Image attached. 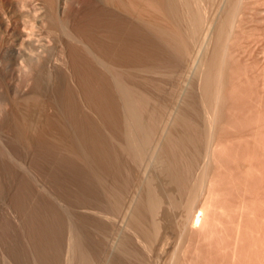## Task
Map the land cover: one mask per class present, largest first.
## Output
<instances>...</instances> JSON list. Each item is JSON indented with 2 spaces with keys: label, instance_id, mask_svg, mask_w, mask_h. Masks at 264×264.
Wrapping results in <instances>:
<instances>
[{
  "label": "bare ground",
  "instance_id": "obj_1",
  "mask_svg": "<svg viewBox=\"0 0 264 264\" xmlns=\"http://www.w3.org/2000/svg\"><path fill=\"white\" fill-rule=\"evenodd\" d=\"M194 1H195V6H191L189 0H0V264H34V263L47 264V262H50L48 264H52L56 261L54 260V256L58 257L56 256L57 254H59V259L61 261V264H70L72 257H71V251L67 248V243H66L67 234L69 233V235L71 236L73 235L75 248L78 249V251L80 249V247L78 246L83 240L84 243L86 242L85 245H87V247L91 243L87 239H83V236H81L82 241L80 240L81 242H79L78 239H80V237L78 238V234L80 232H77L78 230H74L75 228L73 230L71 229L70 232H68V229H66L65 240L64 241L62 240L60 243V239H59L60 217H59V209H58L60 203L58 199H62L61 197L64 193L62 191L63 188L61 187V183L59 182L58 177H61L63 165L67 164L70 168V171L74 173L76 169L75 164L77 163V161L79 159L81 160L84 159V157L86 158L89 157L90 154H91V159L93 155H96V157L94 156L93 158L95 164L100 160L99 158H97L98 155L99 157L105 158L104 163L107 165L108 162L106 163V158L110 154L112 155L111 157L112 160H113V156L117 157L118 161L120 160V158L124 157L125 155L124 156L122 155L123 153L126 154V151L123 150L125 149V147L127 148L126 149L127 152H129L128 150L131 148L132 151L133 150L135 151V152L133 151L132 154L133 153L141 154L142 152H144V148L148 146L150 149V154L158 162L160 161L162 162L165 160L164 163H166L167 161L166 165L168 164L167 165L168 167L172 166L173 171L175 169L174 172L172 171L173 173H176V171L178 170L175 167L177 165L176 158L178 157V159L182 160V157L185 154L184 153L185 149L183 150L182 144L184 145L186 143L184 142V140L186 141L188 139L189 141L188 138L189 136L187 137L186 135H184L183 138L182 137L180 139L178 138L179 139L178 140L177 138L175 139V137H173L169 133L165 138L164 144L160 143L159 139L156 138V128H155L156 126L155 119L158 115L156 111H158L157 110L158 107L153 109L151 106L153 104L150 105L151 101L144 94H142L140 91L138 92V90L136 89H133L135 88L134 86L130 87L131 85L127 84L123 80L124 78L119 77L120 74L123 77V74L121 71H119L121 69L119 68L120 65L115 66L117 62V61L115 62V60L117 59L116 54L114 53L115 49H113L114 51H111L110 49L111 47H109L110 45H112L110 43L111 40L113 41L115 40L111 39L109 42L108 40L110 38L108 39L107 37L109 30H112L113 28L112 31H115L117 29V26L119 27L118 28L119 32L117 30L116 32L117 34L118 33L121 34L120 30H122V26L117 24H121L123 21H126V23L130 22L134 25V26H130V27H134L133 30H131V32L135 31V33L137 34L139 33V35L142 37V38L140 37L141 40H144V42L147 40L150 44H152L150 46V44L148 43L150 49L153 48L152 46H154V50L156 49L160 53H162L164 49L173 52L174 54H180V53L185 54L191 48V43H193L192 37L194 33L200 28L201 25L204 26V20H205V24H206L205 37L203 32L201 46L199 48H194L193 45L194 51H192V53L196 56V58L199 57L201 71H199L200 77L199 76L198 77L200 79H198L199 82L198 86H199V90H201L200 93L203 94L202 99L204 96L206 97V98L204 97V99L206 100L203 101L202 103L203 105L205 103V106H207V110H208L206 112L205 122L207 124V129L209 131L210 147L207 150L206 155L209 158L210 163L212 162V160H214L213 158L217 157L215 156V154L217 153L218 150L216 151L215 147L220 142L217 143V141L215 140L217 139L215 137L216 136L215 130H217L216 125H218L219 123L218 120L223 122L222 120L223 116L220 113H222L224 106L222 104L223 106L222 108L220 102L221 101L220 97L222 96L217 95L216 92L217 90L214 89L213 92L212 91L213 89H211L213 88L212 86H214L212 84H219L216 82V80L219 78L221 79V75H222L221 73H219V71H216V73H214L215 72L213 70L214 64L216 63L225 64V65L230 64L231 61L228 63L230 55H228V58H226L227 55L225 54L226 51L228 52L229 50L228 48L230 46L228 45L230 43L232 44L231 38L234 36L233 34H236L238 31H240L237 28L241 24H243L244 16H246L247 13H250L248 12L249 9H247L248 6L249 7L255 6L252 4L254 3L256 4L257 1L256 2L253 1V3H251L250 0L251 4L247 3L248 6L246 8L244 7L246 6V4H244L243 2L246 3L247 0L246 1L234 0L235 3H233L234 5H232L233 9H230L228 11L229 13L228 12L226 13L227 16L223 15L225 18L224 17L222 18V16L220 15H218L219 18H217V13L211 11V9L207 7V5H204V0H194ZM242 4H244V6ZM263 4H264V0L263 2L260 3V5ZM182 8L185 11L184 13H186L184 14V16L187 15L186 16L187 18L185 19H183L184 16L181 14ZM244 8L247 9V13ZM256 8L255 9L250 8L251 12L252 13L255 12L258 14H262L264 12L263 11L264 7L258 9L257 6ZM112 14L113 17L115 15L118 16L116 17V19L120 23L119 22H117V24L113 23V25L116 24V26L114 27L112 26L110 29V24H112L113 20H115V19L112 20L113 17L110 16ZM179 14L182 16H180ZM252 15L250 14V17ZM110 19L112 20V22H110ZM182 19L185 20L186 23L185 21L183 22ZM126 23L124 24L127 25ZM130 23L129 25H131ZM183 23H185V25ZM129 25H127L128 28ZM135 28L136 30H134ZM202 30L204 31V27L202 28ZM241 31L244 32L245 30L243 29ZM116 32H113V34H115ZM123 32H125V29ZM128 33L130 35L129 30ZM244 34L242 35L244 36ZM132 35H135L134 32L132 33ZM109 36L110 37L114 36L115 38L120 36L118 37L119 39L116 40H120L121 37L123 38L126 37V36L124 37V34H122V36L121 35L115 36L112 34ZM238 36H240V34ZM251 36L253 35H250L249 37ZM258 36L259 34H257V37ZM132 37L134 38V36ZM240 38H242V36H240ZM254 38L255 37L253 36L252 39ZM137 39L138 36L136 40ZM232 39H234L235 42V38ZM105 40H107L106 41L107 43L105 42ZM126 40L127 37L126 39H123L122 43L125 41L128 43L129 46L132 45L131 43H134L135 41V39H133V41H131L129 44L130 40L129 41ZM155 40L159 42L155 43ZM121 41L120 42L115 41L116 44L113 46L114 48H116V50L117 48H119L118 50L120 51L121 50L120 48L123 47L125 49V47H127L126 45L124 47V44H121L120 47L118 46L115 47L116 45H119ZM147 41H146V46H147ZM245 41L246 39L244 40L243 44H245ZM255 41L257 42V39ZM247 42L249 44L248 40ZM204 43H205V47L207 48L209 47V45L215 44L216 47L218 46L217 48H219L217 51L220 50L219 53L218 52L214 53V51L216 52L215 49L216 47L214 46L215 48L213 47V50L214 49L215 50L212 52L214 53V55L212 54L213 56L207 57L206 55H204ZM248 44L246 43L245 45ZM255 44L254 46L252 45V47H255L256 46ZM159 45L162 46V48H160ZM132 46L139 47L137 46V44L136 45L134 44ZM149 46L147 48H149ZM241 46L239 45V47H237L236 50L237 52L239 51V53H242L241 51L243 50L241 49L242 48ZM144 47L145 44L143 46V49ZM243 47L246 48V46ZM140 48H142V46L139 47L138 49ZM118 50L116 51V53L118 52ZM124 52L125 51L121 52L120 54L124 55L123 54ZM151 52L155 54L154 51ZM232 52L234 53L235 50H233ZM244 54L245 53H243L242 56H244ZM129 55L130 54H128L127 56ZM117 56L119 55L117 54ZM120 56L119 58H121ZM125 56H122L124 57L122 58L124 59V61H126L125 59H128ZM238 58H241V55L240 57L238 56ZM151 59H153V62L155 61L153 57ZM160 59L163 60V58ZM158 60L159 59H156V62L154 63H157ZM238 60H240V62L243 63V60L242 61L241 59ZM124 61L123 63H126ZM153 62L150 63V65L153 64ZM119 63L120 62L118 61L117 64ZM141 63L139 62L138 65H140ZM113 64L115 67L113 66ZM120 64L125 65L122 63ZM248 64H246V66ZM141 65H144V63ZM114 68H116L117 70L119 69L117 72L118 74L120 72L118 77L115 74L116 72L114 73ZM113 73L114 75H116L115 77H117V79L120 78L122 79V81L118 82L120 79L116 81V78L113 77ZM224 76L228 77L226 76V74H224L223 77ZM212 79L214 83H212ZM222 79H225V81L227 80V78H222ZM122 82L127 84L128 86L123 84ZM223 82L224 81L220 83L221 86L223 85ZM217 86L219 85H216V89L220 88ZM209 93L211 94L214 93V96L209 95ZM203 114H204V109H203ZM180 117L181 118L179 119L180 120L182 119L181 121H183L182 125L184 123V125L188 126L189 119L186 118L188 121L187 120L185 121V119L182 118L184 116H180ZM180 120L179 122H181ZM219 124L221 125V123ZM190 128L192 131V127ZM121 130L122 132L124 131L126 134L125 135L122 134ZM119 131L121 132V135H123L125 138L127 137L126 139L127 142L129 143H126V145L128 144L130 148L127 147L128 145L126 146L122 144L124 143L122 139L119 138L121 141H123L122 143L121 141L119 142V140H117L115 135L116 133L120 135ZM193 135L191 134L190 138L193 137ZM184 137H187V139H184ZM126 139H124L125 142ZM192 139L193 138H191L189 142H193ZM194 140H195V136H194ZM118 143H120V145ZM121 146L122 147L125 146V147L122 148ZM82 147L84 148V150H81ZM221 147L219 145L218 148ZM180 150L181 151L183 150V152H180ZM130 153L131 151L129 152V154ZM85 154H87V156H85ZM103 158L100 160V162L103 161ZM97 159L99 160L97 161ZM93 161H91V165L94 164L92 163ZM125 161L127 162L126 159ZM111 162L109 161L111 166L109 164L107 167L108 169H110L109 166L111 167L110 173L107 170H105L109 174H111V172L113 171L112 168L116 170L114 171V173L112 172L111 174L112 177H110V180L111 178L113 179V177L116 174L117 177L116 176L115 177L118 178L119 176L120 178V175L118 174H120L121 172L120 173H116V172L118 171L117 169L119 168L120 170L123 169L122 168L123 166L119 167L121 161L118 163L119 165H117V163H114L116 164L114 165L112 164L113 162L112 163ZM122 162L123 163L121 165H124L125 167L126 163H124L123 160ZM102 163L101 165L104 164ZM97 164L99 165V163ZM67 165L66 167H68ZM101 165H99L100 168ZM180 165L179 166L177 165V167H179V171L177 172L181 175L182 177L181 182L183 183V176L181 174L182 173L181 169L183 166L181 167ZM117 166L119 168H117ZM93 167L95 166L93 165ZM90 168H92V166ZM96 169L100 170L98 167H96ZM167 169L171 170V168L170 169L167 168ZM92 170L94 171L95 168ZM77 171L76 173H78ZM213 171L208 173L205 180H204V171L201 173L199 177L201 181L198 179L200 185L199 188H201L200 189L201 191H199L200 192L199 197L197 195L196 202H194L193 200L194 195H192L193 199L191 197L190 201L187 203L188 209L186 210V214L184 215L185 219L184 218L182 219L184 221H183V226H180V229L182 227L183 230L190 231L192 233L194 228H192L191 230V228L189 227V226L192 227L191 220L196 221L195 218L197 219L198 217L199 218L202 217V219L201 218L200 219L202 221L204 220L203 215H205L204 213L208 211V208L211 206V205L209 206V203L212 198L211 197L212 188L209 186V183L207 182H210V179L214 180L213 178L215 176L214 175L215 171L214 172ZM82 173L83 172L81 171V176ZM173 173H170V176H173L174 175ZM94 174L95 173H93L92 175L94 176ZM121 174H123V172ZM106 175L107 177L109 176L108 174ZM178 176L179 175L175 174L174 178L173 177L172 178L175 181L180 180V179L177 180L175 179ZM79 178L83 180L82 177ZM122 178H120L119 180H122ZM81 179L80 181H82ZM88 180L90 181L91 179L88 178ZM88 180H85V183ZM116 180H113V182L115 181V185L119 184L117 183L119 181L116 182ZM46 181H49L51 183V193L56 198L55 202L51 200L47 196V194L42 190V186ZM92 182L91 185H93ZM178 182L180 183V181H177L175 183L177 184ZM182 183L178 185L179 188ZM210 183H212V181ZM184 184L186 185L185 181ZM88 186L90 189L91 186L90 185ZM82 187L84 188L85 186ZM91 188L94 189L93 186ZM184 188H187V186H185ZM150 189H148V192L150 190L149 195L151 196L152 194V197L150 196L147 197L148 195L146 196L147 197L146 199L149 200V202L146 201V204L149 205L148 209H150V211H154V209L157 210L156 209L158 208L157 206H160L161 197L158 195L160 197L158 198V196L155 195L157 193L154 192L152 193V190L155 191L157 190L156 188L155 189L150 188ZM189 190L191 193L192 188L191 189L189 188ZM86 191L90 193V190L86 189ZM219 191H223V190H219ZM220 196L221 195L217 196L218 200ZM48 200L49 203L47 204ZM243 200L241 202V206L242 207L244 206L246 208V206L244 205L246 201ZM48 205L50 206V208L48 207ZM214 205L216 206V204ZM236 205L237 207H239L240 203L239 206L238 204ZM236 205H234V208ZM139 206L140 208H144L141 207L142 206L141 203L139 204ZM225 208L222 207L219 209H221L222 211V209ZM231 208H232L231 211H233L234 210L233 207L230 206L229 209ZM87 209L89 210L90 208ZM226 209L229 210L228 208ZM247 209L248 207L246 208V210ZM142 210L140 209V211ZM90 211L92 210L90 209ZM94 211L92 212L95 213L96 211L95 212ZM48 212L52 215V217L51 215L47 216V219L49 217H50L49 220L53 218L52 219L53 221L52 220L50 221L51 224L49 226L50 231L53 229L51 233L53 237H51L52 235L50 234L48 236H45V234L47 235L46 231H48V229L46 228L48 226V225L46 226V223L48 222H46L47 221L46 219L44 220V217ZM233 212H235V210ZM154 213L155 215H157L155 216L156 218L157 217L160 218V216H162L160 215V213L156 214L155 211ZM220 213L221 212L219 211V214ZM44 214L45 216H43ZM95 214L97 215V213ZM137 214H139L140 216L139 212ZM224 214H228V213L224 212ZM91 215L93 216V214ZM213 216L216 215L213 214ZM155 217L154 219H156ZM207 217L208 215L205 218V222L210 220V219L206 220ZM159 218H157V220ZM239 219L241 218L239 217ZM225 222L224 224H226ZM154 223H155L154 225L155 227H153L154 228L153 232L154 233L156 232L155 229H157L159 232L160 230L157 228V226L159 227L160 224L162 223L158 222L159 224L157 225V221L154 222L153 220V224ZM236 223L238 224L239 222ZM51 225L53 227L52 229H51ZM196 225L198 224L196 223ZM203 225L206 226L204 227ZM203 225L201 226L202 229L204 227L203 230H206L208 224L204 223ZM166 227H164L165 230ZM213 227H211V229ZM189 228L190 230H188ZM214 230L213 232H211L210 230L211 235H214L212 234L215 232ZM185 231L182 235L185 236L186 238L184 237V242L183 240H180L182 243H181V249H179L182 251L184 256H182L183 258H181V254H180L179 255L180 257L178 256H177L178 258L174 257L175 260L173 258L174 261H172L171 263L172 264H205V261L207 263L208 260L205 259L201 260V258L205 254V249L203 250L204 252L201 251L200 248H198L199 245L196 246L194 243L193 233L189 237L188 235L190 233L186 234ZM199 231L201 230L199 229ZM216 231L219 230L217 229ZM233 231H234V227H233ZM158 232L155 233V235L161 236L158 234ZM184 234H186L187 236ZM195 234L196 233H194V235ZM239 234H240V230H239ZM162 236H166V235H162ZM191 236L193 237V239ZM45 237H48L47 238L48 241H50L49 239L51 238L54 239L51 240L55 242V244L53 245L55 247L54 250L53 249L51 250V248H50L51 251L49 250V248L48 251H46L47 249L46 250L43 249L44 243H45V247L47 246L46 241L43 243ZM187 237L190 238L191 240L189 241ZM196 237H197L196 239H199L198 236ZM212 239H214V236L212 237ZM236 240H238L237 236H236ZM236 240L233 242L231 247H229L230 253L227 254V259L229 260L228 261L229 264H236V259L239 254L238 249L240 248H238ZM57 242L59 243L58 246H57ZM84 243H83V247H85ZM48 244H50V242ZM52 244L53 243L51 242V247ZM91 246H93L92 243ZM203 246L201 248H203ZM48 247H50V245ZM81 249H80V253H82ZM90 249L96 251L95 253L97 254V250H95L96 248L92 249L91 247H88L86 249L87 253L88 251L89 253L91 252ZM80 253L78 255L81 256L79 258H82L80 259V261H82L86 251L85 253L83 251L84 255L83 254L80 255ZM210 253H212V251ZM254 253L256 254V252ZM244 255L246 256V254H243V256ZM253 256H257V255H253ZM95 257L99 258V255L97 256L95 255ZM93 258L94 255L90 259L94 260ZM46 260L47 262H45ZM84 260L83 262L86 261ZM87 260H89V258ZM91 260L87 261V263L94 262ZM96 260L98 261L97 258ZM96 260L94 263H96Z\"/></svg>",
  "mask_w": 264,
  "mask_h": 264
},
{
  "label": "rangeland",
  "instance_id": "obj_2",
  "mask_svg": "<svg viewBox=\"0 0 264 264\" xmlns=\"http://www.w3.org/2000/svg\"><path fill=\"white\" fill-rule=\"evenodd\" d=\"M189 1L191 3V6H195L194 0H189ZM253 1L254 2L259 1L258 2L259 5L261 2H263V0H251V3H253ZM257 2H256V4L254 3L252 5H255L256 7L258 6V9L259 8L261 9V7L262 8L264 7L263 6L264 4L260 5V7H259ZM233 3H235L234 0H204V5H207V7L209 9H211V11L216 12L217 18H219L218 15L222 16V18H223L230 9H233L232 8L233 7L232 5H234ZM243 3L246 4V6H244V4H242L246 8L248 6L247 3L251 4L250 0H247L246 3L245 2H243ZM255 6H251V7L248 6L247 9H249L248 12H250V13H247V9L244 8L246 10L247 14H246V16H244L243 24H241L243 26L240 25L237 28L240 31L237 32V30H236L237 33L235 32L236 34H233L234 36L232 38H235V42H234V39H232V38H231V42H232V44L233 43L234 44L232 45L229 41L230 44L228 46H230L231 48L229 47L228 49L230 50L231 54L229 53V50H228V52L226 51V53H225L227 55V57L226 56L225 57L228 58V55H230L229 61H228V63L231 61L230 64H228L230 67L228 65H225V64L216 63V64H214V69L212 68L215 71L214 73H216V71H219V73L222 74L221 79L220 78L217 79L218 81L215 79L216 82L219 84H212V83H214L213 82L214 78L212 79L211 84L214 85L215 87L211 85L213 87L211 89H213L212 90L213 92H214V89L217 90L216 91L217 95L218 96L221 95L223 97V98L220 97L221 98L220 102H221V106H222V104L224 106V108L222 106L223 111H222V113H220L223 116V118H222L223 122L218 120L219 123H221V125L217 121V123H218V125H216L217 130H215V132H216L215 137L217 138L215 140L217 141V143H219V142L220 143L215 147L216 151L217 150L218 151H217V153L215 151V153H216L215 156H217L215 158L217 160L215 158H213L214 160H212L214 165L212 164V162L210 163V160L206 155V152L210 147V139H209V131L207 129V124L205 122L206 112L208 110H207V106H205V103H204V105L202 103L206 99H204L205 96L203 97L204 100L202 99L203 94L200 93L201 90H199V86H198L199 85L198 79H200L199 78L200 77L199 71H201L200 70V62H199V57L196 58V56L192 53V51H194L193 45H194V48H199L201 46V44H202V33L203 32H204V37H205V33H206V31H205V29H206L205 20H204V26L201 25L200 28L194 33V35L192 37L193 43H191L190 50L185 54H181V53L180 54H174L173 52H170V51H167L164 49H163V52L161 51L162 53H160L158 50H156V49L154 50V46H152L153 48L150 49V46L152 44H150L146 40L147 41V46H146V41L144 42V40L140 39L141 36L139 35V33L137 34V33H135V31L131 32V30H133V28H134V27H130V26H134L132 23H130L128 21L131 24V25H129V23H126V21H123L122 22L123 24L122 23L117 24V22H119V21L116 19V17H118V16L115 14H114L115 15L114 17H113V14L110 15L111 17H113L112 20L115 19V20H113V22L110 19V22H112V24H110V29L112 26L114 27L117 24V25L122 26V30H120L121 34L120 33L117 34V32H116V30L119 32L118 26H117V29L115 27V29H116V30L114 29L115 31H112L113 28H112V30H109L108 37H107L108 39L110 38L109 40L107 39L109 42L111 39H114L115 41L120 42L121 39L123 38V37H121L120 40H116V39H119L118 37H120V36L115 38L114 36L110 37L109 35L112 34L115 36H117V35L122 36V34H124V37L125 36L127 37L126 41L130 40L129 44L131 41H133V39H135L134 43H131V44L132 45L137 44V46H139V47L142 46V48L138 49L139 47H136V46L133 47L132 45L129 46L128 43L125 41H124L125 43L124 42L122 43L123 39H126V37H125L122 39V41L119 45L115 46V47H117V46L120 47L121 44H124V47H125V45L127 46V47H125V49L123 47L120 48L121 52H123V51L126 52V54L124 52L123 53L124 55H122V54H120L121 52L118 50L119 48H117L119 53L118 52L116 53L117 50L113 46L116 44L115 41L111 40L110 43L112 45L107 44V45H110L109 47H111L110 48L111 51H114L113 49H115L114 53L116 54L117 59L121 55L120 56L121 58H119L121 61L119 59L118 60L116 59L115 62L119 61L120 63L125 64V65H121L120 63L117 64V62H116L115 66H119V65L122 66V67L119 66V68H121V69L120 70L118 69V70L121 71L123 74V77H122L120 72H119V74H120L119 75L117 73L118 70L116 68H114V73L116 72L115 74L117 75V77L119 75L120 78H124L123 80L127 84H130L131 85L130 87L134 86L135 88H133V89H136V90H138V92L140 91L142 94H144L151 101L150 105L151 104L154 105V107H153V105H151L153 109L158 107L157 108L158 111H156V109H155V111L158 113V115L156 113L157 117L155 119L156 138L159 139L160 143L164 144L166 136L170 133L173 137H175V139L176 138L180 139L181 137L183 138L184 135H186L187 137L189 136L188 137L189 141L191 138H193L192 139L193 142H189L187 137H184V139H187L186 141L183 139L184 142H186V143L184 145L182 144L183 150L185 149L184 150L185 154L183 155L182 160L178 159V157L176 158L177 165L179 166L181 163L180 166L184 167V168L182 167V169H181V171H182L181 174L183 176V183L181 182V179H182L181 175L177 172V171H179V167H177V165H176L175 167L178 170L176 171V173H173L175 171V169L173 171L172 166L168 167L167 166L168 164L166 165L167 161H166V163H164L165 160L162 162L161 161L158 162L154 157H152V155L150 154V149L148 146H146L144 148V152H142L141 154H134L133 153L134 154L133 155L132 152L134 150L132 151L130 146L128 144H127L128 146L126 145V143H129V142H127V139H126L127 137L125 138L123 135H121L122 130H121V132L119 131L121 136L118 135L117 133L115 136H116L117 140H119V142L121 141L120 139H122L124 141V143H122L123 141H121V143L126 145L128 148H130L128 151L129 152L131 151V153H130L131 155L129 154V152H127V150H126L127 148L125 146H123V147H125V149H123V150L126 151V154L123 153L122 156H124V155L125 156L124 157L120 156L122 158L119 157L120 160L118 161L117 160L118 158L115 156H113V160H112V158H111L112 155L110 154L111 156L109 155L110 157L109 156L108 157L111 160L108 157L106 158V163L108 162L107 165L104 163L105 158L99 157L97 155V158H99L100 160L103 158V161L100 162V160L97 159V161L98 160L99 161L96 162V164L99 163V165H101L102 162L105 164L104 165L102 163L103 164V165H101L102 170L99 167V165L97 164L98 165L97 166L93 161L94 160L93 158H94V156L96 157V155H93L92 159H91V154H90V156L88 155L89 156V157H87L88 159L86 157H84V159H82V160L79 159L77 161V163L75 164L76 169H75L74 173H72L70 171V168L67 164L63 165L61 177H58L59 182L61 183V187L63 188L62 191L64 193V194L62 193L63 194L61 197L62 199H58L59 203H60V205L58 207L59 217H60V221H59L60 243L62 240L63 241L65 240L66 229H68V232H70L71 229L73 230L75 228L74 230H78L77 232L82 233V234L79 233L80 236L78 234V238L80 237V239H78V241L81 242L82 241L81 236H83V239H87L93 245V246H91V243L89 242L90 244L88 245V247H91L92 249L96 248L95 250H97V254H96L95 253L96 251L90 249L91 252L89 253V251H88V253H89V256H88V253L86 250L88 247H87V245H85L86 242L84 243V240H83L82 242L84 243L85 247H83L82 242L80 244L78 243L79 244L78 247H80V249L81 248H83V249L86 248V249L85 250L81 249L82 253H80V249L78 251V249L75 248V242H74L73 235L71 236L68 233L67 237H66V243H67V248L71 251L72 260H71L70 264H80L81 262H82L81 264H96L97 262H99L97 264H103V263H106V264L107 263L108 264H112V263L113 264H155V263H157L158 264V261H159V264H170L172 261L175 260V258L177 256L180 257L179 256L180 254H181V258H183L182 256H184V255H183L182 251L179 249H181V243H182L180 240H183V242H184L185 236H183L182 234L184 233L185 230H183L182 227L180 229V226H183L184 220H182V219L185 217L184 215L186 214V210L188 209L187 203L190 201L192 195H194V199L192 197L194 202H196V196L198 195V197H199V194H200L199 191H201L200 190L201 188H199L200 185H199L198 179H199L201 173L204 171V180H205L208 173L213 171V170L218 175L213 171L214 175L216 176V178H215V176L213 178L215 181L210 179V182L212 181L213 184L210 182H207V183H209V186L212 188L211 189V197L212 198H211V201L209 203V206L211 205L208 208L209 212L206 211L204 213L206 216L207 215H208V217L210 216L209 218L207 217L206 220H208V219H210V220L205 222L206 216L203 215V219H204L203 221L201 220L202 217H200L201 219L199 217L197 219L195 218V220L198 222L191 220L192 221L191 222L192 227L189 226L191 228V230H192V228H194L192 233H193L195 245L196 246L199 245L198 248H200L201 251H203L205 249V254L207 255L208 259L206 258V255L203 253L204 255L203 254L202 255L204 258L202 257L201 260L202 259L208 260L207 263L204 260L205 264H229V262H228L229 260L227 259V254L230 253L229 247H231L233 242L236 240V236H237L238 240H236V241H237L238 248H240V249H238L239 254H238L237 259H236V264H243V263L244 264H263V262H264V258H263L264 257V253H263V251H264V246H263V244H264V14L263 13L264 12L262 13L263 15L255 13V12L252 13L251 9H253V8L255 9L256 8ZM240 8H243V7H240ZM184 12L185 11L182 8L181 14L183 16H184V14H186ZM250 14L251 15L257 14L258 16L252 15L250 17ZM182 15H180V16H182ZM186 16L187 15H185L183 17V19L187 18ZM184 21L185 20H183V22ZM113 23H116V24L113 25ZM124 23L129 25V28ZM185 23H186V21H185ZM185 23H183V24L185 25ZM203 27H204V31L202 30ZM123 28L125 29V32H123L124 31ZM127 28L130 31L131 36L129 35ZM240 28H242V29H240ZM243 29L245 30L244 32L241 31ZM134 30H136V28ZM111 31H112V33H111ZM113 32H116V33L113 34ZM133 32L135 35H132ZM241 32H243V33H241ZM248 32L249 33L253 32V33L249 34ZM238 33L240 34V36H242V38H240V36H238L239 35ZM244 33H246V34H244ZM127 34H128V36H127ZM242 34H244V36ZM257 34H259V36H261V37H259V36L257 37ZM248 35L249 36L253 35L255 38L252 39L253 36L249 37ZM132 36H134V38ZM135 36H136V38L138 36L137 40H136ZM131 37H132V39H131ZM128 38H130V39H128ZM244 38L246 39L245 44L246 43L248 44V42H247V40H248L250 46H249V44L248 45L243 44V42L245 40ZM251 39H252V42H251ZM256 39H257V42L259 41L258 43L255 41ZM107 40H105V42ZM236 40H238V41H236ZM112 41H113V43H112ZM157 42H159V41L155 40V43H157ZM236 42L240 46L242 44L241 49L244 50V51L243 50L241 51L242 53H239V51L238 52L236 51L237 47H239V45ZM141 43H143V44H141ZM148 43L150 44V46L148 45ZM252 43H254V44L256 43L255 44L256 46L252 47V45L254 46V44H252ZM144 44H145V47L143 49ZM236 45H238V46H236ZM148 46H149V48H147ZM214 46L216 47L215 44H213V45L211 44L207 48V47H205V43H204V55H206L207 57H210V56H213L214 53H217V52L219 53L220 50L217 51L219 49V48H217L218 46L216 48ZM243 46H246L247 49ZM213 47L216 49V52L214 51L215 49L213 50ZM250 47H252V48H250ZM136 48H137V50H136ZM160 48H162V46H160ZM248 48H250V49H248ZM141 49H143V50H141ZM233 50H235L234 53L232 52ZM151 51H154L155 54ZM213 51H214V53H212ZM245 51H247V52H245ZM148 52H149V54H148ZM243 53H245L244 56H242ZM117 54L119 56H117ZM128 54H130V55L127 56ZM131 54H132V56H131ZM137 54H138V57H137ZM156 55H157V57H156ZM240 55H241V58H238V56L240 57ZM122 56H125L128 59H125L126 61H124V59H122L124 57H122ZM149 56L150 57L152 56L154 58V60H155L154 62H156V59H159L158 60L159 62L157 61V63H154L153 59H151L152 57L150 58ZM155 57H156V59H155ZM160 58H163V60H161ZM211 58H213V57H211ZM234 58H236V59H234ZM237 58L241 59V61L243 60V63H241L240 60H238ZM122 60L128 64L123 63ZM151 60H152L153 64H155V65H153V64H151L153 66L150 65V63H152ZM138 61L140 63L142 61L141 64L144 63V65H141V64L138 65L139 64ZM143 61H145V62H143ZM226 61H227V59H226ZM246 61H247V63H246ZM244 63H246V64L249 63V64L246 66V64H244ZM145 65H147V66H145ZM113 66H114V64H113ZM241 71H243V72H241ZM112 72H113V69H112ZM114 73H113V77L116 76V75H114ZM223 73L226 74V76H228V77H225V76L223 77V75H224ZM244 73H245V75H244ZM110 74H112V73H110ZM117 77H115L116 81L120 79V78L117 79ZM115 78H114V80H115ZM222 78H227V80L225 81V79H222ZM221 80L226 82V83L223 82V85H222L223 87L220 84V83H222ZM121 81H122V79H120L118 82H121ZM123 84H125V83H123ZM127 84H125V85H127ZM216 85H219L217 87H220V88L216 89ZM212 91H210V92H212ZM200 94H202V95H200ZM209 95L214 96V93L213 94L209 93ZM203 109H204V114H203ZM220 109H221V107H220ZM180 116H184L182 118L185 119V121L187 119H189L190 122L187 120L189 123L188 126L184 125V123L182 125L183 121H181L182 119L181 120L179 119V118H181ZM179 120L181 122H179ZM190 124H191V126H190ZM190 127H192V131H193L194 135H193ZM123 129H124V127H123ZM189 131H191V132H189ZM123 132H122V134L125 135L126 133L125 132L123 133ZM189 134L190 135L192 134L193 137L190 138ZM122 136H123V138H122ZM194 136H195V140H194ZM124 139H126V142ZM118 144L120 145V143H118ZM219 145H220V147L221 146H223V147L218 148ZM81 150H84V148L82 147ZM183 150L182 151L180 150V152H183ZM219 151L221 154L219 153ZM81 152H83V151H81ZM85 156H87V154H85ZM107 159H108V161H107ZM125 159L127 160V162L125 161ZM122 160L124 161V163H126L125 167L127 170L125 169L124 165H121L123 163ZM91 161H93L92 163H94L93 165L95 167H93V165H91ZM95 161H96V159H95ZM109 161L110 162L112 161L113 162V163L111 162L112 164L117 163V165H119L118 163L121 161L119 167L123 166L122 167L123 169H121L123 171H121L120 168L117 166V168H119V169H117L119 172L117 171L116 173H120V172L122 173L123 172V174H121V173L118 174V175H120V178L123 177L122 180H119L120 179L119 176H118L119 179L116 178L117 177L116 173H115L116 175L114 174L116 177L114 176L113 179L111 178V180H110V177H112V175H111L112 172L114 173V171H116V170H114L112 168L113 171L111 172V174H109L110 170H111V167H110L111 164L109 163ZM178 161H179V164H178ZM109 164H110V166H109L110 169L107 168ZM66 165L68 167H66ZM114 165H116V164H114ZM91 166H92V168H90ZM96 167H98L100 170L96 169ZM94 168L96 171L92 170ZM105 168H107V169H105ZM167 168H169V169L171 168V170H168ZM77 170H79V171H77ZM105 170H107L109 173H107ZM76 171L78 173L80 172L79 173L80 176L78 173H76ZM81 171L85 175L82 173V176H81ZM169 171H171V172H169ZM92 172L95 173L94 176L92 175L93 174ZM170 173H173L174 175L175 174L179 175L175 179L176 180L180 179V180H177V181H180V183H182L180 185V188L178 186L180 183L178 182L179 184L178 183L176 184L175 182H177V181H175L173 179L174 175L171 174L173 176H170ZM106 174H108L109 176L107 177ZM79 177H82L83 180ZM88 178L91 180L89 181ZM114 178H116L117 180ZM218 178H219V180H218ZM221 178H222V181H221ZM80 179L82 181H80ZM84 179L88 180V181H86L87 184L85 183ZM113 180H116V182L119 181V182H117L119 184L115 185V181L113 182ZM199 180L201 181V179H199ZM184 181H185L186 185L184 184ZM207 181H209V180H207ZM91 182L93 183V185H91ZM197 182H198V184H197ZM88 183H90V184H88ZM88 185H90L91 187L93 186L95 190L92 189L91 187L89 189ZM82 186H85V187L83 188ZM185 186H187V188H184ZM85 188L87 190H90V193H88V191H86ZM150 188H152V189L156 188L157 190L156 191L152 190V193L153 192L157 193L155 195L156 196L159 195L161 197L160 206H157L158 207V208H156L157 210L154 209L156 214L160 213V215H162V216L159 215L160 218L157 217V218H159L158 220L155 217L157 215H155L154 211H150V209H148L149 205L146 204V201L149 202V200H147L146 198L150 196L149 195L150 190H151ZM189 188L190 189L192 188L191 193H190ZM148 189H150L149 192H148ZM42 190H43V192H45L47 194V196L51 200H53L55 202L56 198L51 193V183L49 181H46L43 184ZM219 190H223V191H219ZM217 191H218V194H217ZM212 192H214V193H212ZM215 192H216V194H215ZM155 195H153V196H155ZM219 195H221V196L218 200L217 196H219ZM159 196H158V198H160ZM150 197H152V194ZM198 197H197V199H198ZM242 200L246 201L244 205L246 206V208L248 207L247 210L244 206L243 207L241 206ZM141 201L143 202V204ZM227 201H229V202H227ZM48 203H49V200H48L47 204ZM140 203L142 205L141 207H144V208H140V206H139ZM212 203H213V205H212ZM239 203H240V206H239ZM214 204H216V206ZM233 204L234 205L238 204L239 207H237V205H236L234 208ZM49 205H48V207L50 208ZM147 205H148V207H147ZM226 205H227V207H226ZM221 206L224 208L226 207L228 209L231 206V207H233L235 212H233L234 210L231 211L232 208L229 209L230 211L225 208V209H222V211L224 210L223 214H222L221 209H219V208H222ZM87 208H90L92 211L95 210L96 212L95 211L94 212L97 213V215L95 213H93L92 211H90V209L88 210ZM84 209H86V210H84ZM140 209L141 210L143 209V210L140 211ZM83 210H84V212H83ZM237 210H238V212H237ZM213 211H215V212H213ZM219 211L221 212L220 213L221 215L219 214ZM88 212L90 215L88 214ZM136 212L137 213L139 212L140 216ZM163 212H165V213H163ZM224 212L228 213V214H224ZM231 212L234 214H232ZM244 212H245V215H244ZM82 214H84V215H82ZM91 214H93V216ZM94 214H95V216H94ZM213 214L216 216H213ZM229 214H230V217H232V218L229 217ZM50 215L51 214L49 212L46 214V216H45V214L43 215L46 217V218L44 217V220L46 219L47 220L46 222L49 223V224L46 223V226L48 225L46 228L50 232L49 233L48 231H46L47 235L45 234V236H48L49 234L52 235L51 233L53 231L52 225H51V229H52L51 231H50V227H49L51 224L50 221L53 218H51V220H49L50 217L47 219V216H50ZM51 217H52V215H51ZM154 217L156 219H154ZM161 217L165 220V222ZM239 217L241 219H239ZM219 219H220V221H219ZM153 220H154V222L157 221V225L160 222L162 223V224H160V226L162 228L160 226H159L160 227L159 228L156 225L157 228L161 231V233H160V231L158 232L157 229H155L156 230L155 233L158 232L159 235H161V236L166 235V236L161 237V236L155 235V233L153 232L154 231L153 227H155L154 226L155 223L153 224ZM227 220H228V222H227ZM200 221H202L203 223ZM224 222L226 224H224ZM236 222H239V223L237 224ZM164 223H165V225H164ZM180 223H182V224H180ZM196 223L198 225H196ZM204 223L208 224L207 225L208 227H206V230H203L204 227L206 226V225H203ZM216 223H217V225H216ZM201 224L204 226L203 229L201 227L202 226ZM231 224L234 226H232ZM213 226L215 227V230H214ZM164 227H166V230ZM195 227H196V229H195ZM209 227H210L211 232H213V230L215 231L214 233H212L214 235H211ZM211 227H213V228L211 229ZM223 227H224V229H223ZM225 227H227V228H225ZM233 227H234V231H233ZM236 227H238V228H236ZM240 227H241V229H240ZM190 228L188 230H190ZM235 228L237 229V231ZM199 229L201 231H199ZM217 229L219 231H216ZM227 229H228V231H227ZM239 230H240V234H239ZM243 230H244V232H243ZM225 231H227L228 233ZM229 231L231 234L229 233ZM185 232H186V234L190 233L188 235L189 237L192 234L190 231H185ZM179 233H181V234H179ZM194 233H196V234L194 235ZM197 233H198V235H197ZM199 233H200V235H199ZM232 233H233V235H232ZM186 234H184V235H186ZM229 234H230V236H229ZM207 235H209V236H207ZM234 235H236V236H234ZM242 235H243V237H242ZM196 236H198L199 239H196L197 238ZM213 236H214V239H212ZM240 236L242 237V239ZM51 237H53V235ZM165 237H166V239H165ZM193 237H192V239H193ZM200 237H202V238H200ZM47 238L48 237H45V239H47ZM210 238H211V240H210ZM45 239H44L43 243L46 241L47 246L45 247V243H44L43 249L44 250L47 249L46 251H48V248H49V250H50V248H51V250L52 249L54 250L55 247L53 245L55 244V242L51 241L53 238L49 239L50 241H48V239L47 240H45ZM187 239L189 241L191 240L188 237H187ZM187 239H185V240H187ZM200 239H201V241H200ZM49 242H50V244H48ZM51 242L53 243L52 247H51ZM192 242H193V240H192ZM200 242H202V243H200ZM203 243H204V246H203ZM58 244L59 243L57 242V246H58ZM81 244H82V247H81ZM49 245H50V247H48ZM202 246H203V248H201ZM206 247H207V249H206ZM209 247H210V249H209ZM239 250H242L243 252L239 251ZM252 250H253V252H252ZM83 251H84V253L86 251L85 255H84ZM211 251H212V253H210ZM248 251H249V253H248ZM258 251L259 252L261 251V252L259 253ZM78 252L80 253V255H82V254L84 255L83 260L85 259L86 260V261L84 260L85 262H83V260L80 261V259H82V258H79L81 256L78 255L79 254ZM92 252L95 254H93ZM179 252H181V253H179ZM254 252H256V254ZM243 254H246L247 257L245 255L243 256ZM261 254H263V255H261ZM93 255H94V258H93L94 260H91L90 258H92ZM95 255L96 256L99 255V258L95 257ZM253 255H257V256H253ZM56 256H58V257L54 256V260H56L55 261L56 263L54 262L52 264H57V263L61 264V261L59 259V254H57ZM85 256L87 257V259L89 258V260H87ZM259 257H261V258H259ZM96 258L98 259V261L96 260ZM173 258H174V260H173ZM90 260L94 261V262L96 260V263H94V262H92V263L88 262L87 263V261H90ZM259 260L260 261L263 260V261H261V263H260ZM45 262H47V260ZM117 262H119V263H117ZM48 263H50V262H47V264Z\"/></svg>",
  "mask_w": 264,
  "mask_h": 264
}]
</instances>
